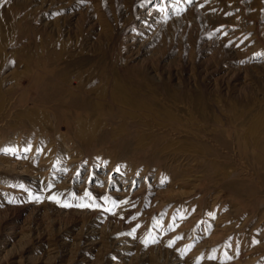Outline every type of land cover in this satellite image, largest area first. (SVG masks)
I'll return each mask as SVG.
<instances>
[{"label": "rangeland", "instance_id": "374dc122", "mask_svg": "<svg viewBox=\"0 0 264 264\" xmlns=\"http://www.w3.org/2000/svg\"><path fill=\"white\" fill-rule=\"evenodd\" d=\"M0 264H264V0H0Z\"/></svg>", "mask_w": 264, "mask_h": 264}]
</instances>
